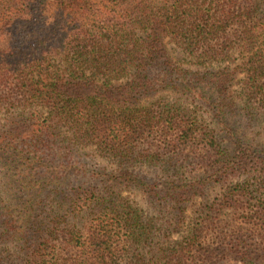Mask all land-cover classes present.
Returning a JSON list of instances; mask_svg holds the SVG:
<instances>
[{
	"label": "trees",
	"instance_id": "16d2710c",
	"mask_svg": "<svg viewBox=\"0 0 264 264\" xmlns=\"http://www.w3.org/2000/svg\"><path fill=\"white\" fill-rule=\"evenodd\" d=\"M261 128L264 0H0V264H264Z\"/></svg>",
	"mask_w": 264,
	"mask_h": 264
},
{
	"label": "rangeland",
	"instance_id": "374dc122",
	"mask_svg": "<svg viewBox=\"0 0 264 264\" xmlns=\"http://www.w3.org/2000/svg\"><path fill=\"white\" fill-rule=\"evenodd\" d=\"M237 123H239V122H237ZM246 124H247V123H246ZM237 126H238V127H241V126H244V124H242V123H239ZM250 130H252V129H251V128H249V129H248V131H250ZM260 132L264 133V130H263V128H261ZM258 138H259V137H258ZM259 140L263 141V136H262V138L260 137V138H259Z\"/></svg>",
	"mask_w": 264,
	"mask_h": 264
}]
</instances>
